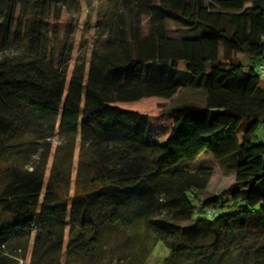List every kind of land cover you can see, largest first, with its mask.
<instances>
[{
	"label": "trees",
	"instance_id": "1",
	"mask_svg": "<svg viewBox=\"0 0 264 264\" xmlns=\"http://www.w3.org/2000/svg\"><path fill=\"white\" fill-rule=\"evenodd\" d=\"M60 1L0 0V52L22 43L27 56L0 59V264L28 246V264L90 256L103 229L141 221L169 249L164 264H215L235 248L264 264V241H245L264 236V140H252L264 123V0H109L100 47L73 61ZM169 21L191 33L171 35ZM186 88L205 101L169 107ZM56 132L78 146L74 163L20 161L24 142ZM202 153L242 186L198 202L212 174L192 168Z\"/></svg>",
	"mask_w": 264,
	"mask_h": 264
},
{
	"label": "rangeland",
	"instance_id": "2",
	"mask_svg": "<svg viewBox=\"0 0 264 264\" xmlns=\"http://www.w3.org/2000/svg\"><path fill=\"white\" fill-rule=\"evenodd\" d=\"M60 3L59 36L62 38L72 28L70 37L73 48L70 61H73L77 55L84 56L86 52L99 48L103 36L100 33L101 28L98 26L97 20L107 13L112 3L109 0H61ZM146 24V19H144V31L146 30ZM169 28L173 36L191 33L173 21H169ZM56 45L55 57L57 58L61 48L60 41ZM238 55L249 62V58L244 56L243 53ZM26 57V48L22 43H15L8 50L0 52L1 60L8 58L10 61H17ZM262 63L264 65V60ZM253 65L259 70L258 63ZM184 67L185 63L181 62V68L184 69ZM261 86L264 88L263 73L261 74ZM205 97L204 89L186 88L168 106H176L186 101L203 103ZM252 140H264V123L256 129ZM39 141L41 144L37 143L31 146H28L30 142L23 143L20 161L24 162L26 166L40 165L44 158H46L48 170L52 164L57 165L58 168H67L72 162H75L78 155V146L71 151L70 145H67L61 134L56 132L45 137L44 141L33 139V142ZM47 142L51 146L49 149L45 146ZM192 168L212 170L207 188L198 193L196 197L198 202L204 201L209 196L238 189L242 186L236 180V171L221 167L209 153H202L192 164ZM76 173L80 174L78 170H73L72 174ZM99 238L100 244L94 254L85 256L66 253L63 255L60 264H164V260L169 253V249L161 241H158L155 232L148 228L144 221L127 228L120 225L109 226L100 232ZM256 239L264 241V236L260 238L255 232L251 231L246 235L245 241L251 243ZM25 242L23 239L20 244L25 246L27 244ZM29 254L30 249L28 246L26 250L27 258H20L17 264H28ZM245 261V254L242 250L235 248L231 256L218 258L215 264H245ZM248 263H251V260ZM176 264L191 263L178 261Z\"/></svg>",
	"mask_w": 264,
	"mask_h": 264
},
{
	"label": "built area",
	"instance_id": "3",
	"mask_svg": "<svg viewBox=\"0 0 264 264\" xmlns=\"http://www.w3.org/2000/svg\"><path fill=\"white\" fill-rule=\"evenodd\" d=\"M260 70L264 74V65L263 64H260Z\"/></svg>",
	"mask_w": 264,
	"mask_h": 264
}]
</instances>
